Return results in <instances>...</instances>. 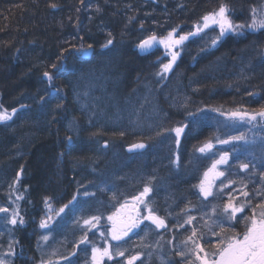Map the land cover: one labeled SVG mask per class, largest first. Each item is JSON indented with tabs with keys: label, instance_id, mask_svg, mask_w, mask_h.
Here are the masks:
<instances>
[{
	"label": "trees",
	"instance_id": "16d2710c",
	"mask_svg": "<svg viewBox=\"0 0 264 264\" xmlns=\"http://www.w3.org/2000/svg\"><path fill=\"white\" fill-rule=\"evenodd\" d=\"M221 2L231 8L234 23H250L253 6L264 10V0H0V105L17 109L11 120L0 122V207L9 214L18 208L25 221L10 225V215L0 213V255L11 244L10 264H39L42 254L47 258V244L65 256L75 246L67 264H91V245H76L83 220L101 217L88 239L103 247L99 230L109 228L107 216L142 191L150 177L147 199L169 230H154L143 221L119 247L128 250L126 256L141 253L136 264H185L176 253L185 250L181 242L192 226L172 227L183 222L181 210L191 202L194 225L207 235L203 219L209 217L201 216L211 213L213 204L227 202L225 195L202 206L193 187L212 160L227 152L229 164L221 171L228 180L236 181V188L246 183L250 196L264 190V121L234 122L224 115L264 105V30L229 33L215 46L210 38L218 28L191 36L163 78L157 73L170 59L164 50L141 55L137 47L153 32L166 36L177 26L178 34L194 31L201 16ZM108 39L113 43L102 47ZM81 45L92 47L77 51ZM177 127L184 128L179 144L172 131ZM242 133L245 140L217 143ZM207 141L213 149L197 151ZM138 143L145 147L131 148ZM241 162L251 171L240 169ZM45 197L57 210L67 207L42 229ZM59 226L71 227L68 241ZM236 230L242 232L243 225ZM44 235L48 241L40 239ZM157 241L159 247L144 246ZM206 247L210 250V244ZM125 260L114 256L104 264Z\"/></svg>",
	"mask_w": 264,
	"mask_h": 264
},
{
	"label": "snow or ice",
	"instance_id": "6c2138e0",
	"mask_svg": "<svg viewBox=\"0 0 264 264\" xmlns=\"http://www.w3.org/2000/svg\"><path fill=\"white\" fill-rule=\"evenodd\" d=\"M51 7L55 8L56 4H52ZM251 21L250 23H234L231 18V8L221 2L219 7L213 11L203 14L199 21L194 24V31L178 34L177 27L172 28L167 32L166 36H157L155 32L148 35L144 39L140 40L137 47L142 51L151 50L159 45H163L165 53L170 59L167 63H164L160 67L158 75L163 78V74L170 72L173 69V65L176 63L180 52L177 49L178 46H182L186 40L191 36H195L200 33H204L205 30H215L218 28V33L210 38V45L215 46L223 37L232 33L236 35H242L244 30H252L253 32L264 30V10H258L255 6L251 9ZM130 20L132 18H129ZM143 27V25H141ZM109 35H111L109 33ZM113 43L112 39H108L102 47L107 48ZM92 45H88L85 48L83 45L77 51L87 52L91 49ZM67 51V49H65ZM59 59V58H58ZM52 68H57V64H53ZM51 82L53 76L50 72L45 71L43 74ZM58 91V90H57ZM252 95V93H249ZM43 99V97H41ZM21 107H25L21 105ZM59 107V106H58ZM0 122H6L12 119L16 114L17 109L13 108L11 112L3 108L0 105ZM232 121H247L249 123L260 120L264 121V105L258 109L249 111L246 108L239 107L235 110H230L224 113ZM167 131V130H166ZM176 133L177 144H179L180 134L184 131L183 127H177L172 129ZM123 135V133H121ZM69 141L72 140L71 136L66 137ZM244 134L239 136L229 137L228 140H219L217 143L227 144L230 141L245 140ZM107 142H105V147ZM145 145L143 143L133 144L131 148L142 149ZM213 149L211 141L205 142L201 147L197 149L200 153L210 152ZM214 154V153H213ZM229 164V154L227 152L221 153L218 159H214L211 165L203 173V177L200 179L197 185L193 187L198 189L197 195L201 198V204L208 201L209 198L223 199L227 196V202L222 206L213 204L211 206V213H204L201 216H208L209 219H203V227L207 229V235L200 231L194 222L197 221V217L190 215L189 212L195 209L194 205H189L182 209L184 215L183 222H178L173 225V228L182 229L185 225L192 226L191 234L188 235L181 243L184 251H177V255L185 260V264H264V190L257 189L254 196H250L247 191V184L241 181V186L236 188L234 185L236 181L228 180L226 173L220 171V166H227ZM253 168L255 165L252 166ZM239 168L251 171L249 163L241 162ZM220 177H224L217 187V180ZM261 182L264 183V172L260 173ZM20 178V173H17V181ZM149 178L148 182L137 195L132 196L130 199L126 198L123 203L119 204V207L115 208L110 215L107 216V221L111 222V227L106 232H100V238L104 241V246H97L95 243L88 239V233L91 229L96 228L100 223V216H92L83 220L82 231L83 235L76 241V245L90 244L91 245V264H104L105 258L113 260L116 257H126L125 264H136V261L140 259L141 253L137 252L134 255H127V249H121L120 243H126V237L134 229L141 225L143 221H150L151 225H154V230L164 229L169 230L168 223L164 217L156 214V209L149 203L147 199L149 193L152 192V187L149 185L152 182ZM225 180L227 183H225ZM233 185L229 190V186ZM13 187L10 185V188ZM240 195L237 196L236 193ZM85 195H89L85 193ZM115 194L113 199H115ZM247 198V199H242ZM253 198H258L259 203L253 204ZM22 199V197H17ZM75 200L76 197L74 196ZM51 198H44V205L46 208L45 216L40 220L39 227L42 229L49 228V224L53 219V213L59 216L64 212V207H61L58 211L55 210L51 204ZM219 209V211H218ZM249 209L250 214L245 215V210ZM0 213L10 215L7 223L10 225H23L25 223L23 217L19 214V209H13L9 214V209L0 207ZM240 214V215H238ZM242 224L243 231L238 232L236 225ZM219 229L216 231L215 229ZM148 233H145L147 237ZM211 237L216 238L215 243H210ZM117 242L115 248L109 242ZM43 241H48L49 236L44 235L40 238ZM144 237H141V241ZM204 241V243H201ZM171 243V241H169ZM210 244V250L206 245ZM38 242V247H39ZM145 247H159V241L155 245H144ZM76 247H73L72 252L68 256L60 254L57 250L53 249L51 253L47 255V258L42 257L39 264H59L60 261H64L67 264L69 256L74 255ZM8 255H15V251L10 244L9 252L5 255H0V264H10L6 259ZM151 253H149V257ZM163 264V262H162Z\"/></svg>",
	"mask_w": 264,
	"mask_h": 264
},
{
	"label": "rangeland",
	"instance_id": "374dc122",
	"mask_svg": "<svg viewBox=\"0 0 264 264\" xmlns=\"http://www.w3.org/2000/svg\"><path fill=\"white\" fill-rule=\"evenodd\" d=\"M158 48H160V49H162V50H164V48H163V45H159V46H157ZM156 48V47H155ZM178 48H179V46L177 47V49L176 50H178ZM164 52H165V50H164ZM170 58V57H169ZM221 168H222V166H220V171H221ZM55 209V208H54ZM55 210H57V209H55ZM58 211V210H57ZM57 216L53 213V219H52V221L50 222V224H49V228L51 227V225H52V223H53V221L55 220V218H56ZM108 223L106 224V225H108L109 226V228L111 227V222H109V221H107ZM143 223V222H142ZM141 223V224H142ZM97 227L99 228V224L97 225ZM96 227V228H97ZM71 227H68V226H59L58 228H57V231H60V230H65V231H67L68 232V234L66 235V237H65V240L66 241H68L67 240V238H68V236L70 235V231H69V229H70ZM108 228V229H109ZM136 228H134L131 232H133L134 230H135ZM102 230H99V234H100V232H101ZM107 231V230H106ZM130 232V233H131ZM129 233V234H130ZM111 240H110V238H109V242H110ZM67 243H65L64 242V246L66 245ZM97 246H99V245H97ZM44 247L46 248L45 250L47 251V253L49 254V253H51L52 251V247H50V245L49 244H47V246H45L44 245ZM100 247H102V246H100ZM90 257H91V254H90ZM106 259V258H105Z\"/></svg>",
	"mask_w": 264,
	"mask_h": 264
},
{
	"label": "water",
	"instance_id": "95a60500",
	"mask_svg": "<svg viewBox=\"0 0 264 264\" xmlns=\"http://www.w3.org/2000/svg\"><path fill=\"white\" fill-rule=\"evenodd\" d=\"M155 48L148 50V51H142L141 49L138 48V51L141 55H148L151 54L154 51Z\"/></svg>",
	"mask_w": 264,
	"mask_h": 264
}]
</instances>
